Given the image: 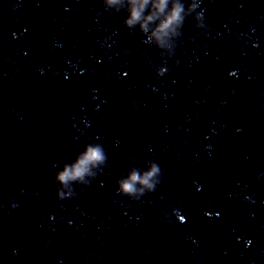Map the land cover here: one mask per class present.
<instances>
[{
	"label": "water",
	"instance_id": "water-1",
	"mask_svg": "<svg viewBox=\"0 0 264 264\" xmlns=\"http://www.w3.org/2000/svg\"><path fill=\"white\" fill-rule=\"evenodd\" d=\"M0 264H264V0L37 8L0 46Z\"/></svg>",
	"mask_w": 264,
	"mask_h": 264
},
{
	"label": "clouds",
	"instance_id": "clouds-1",
	"mask_svg": "<svg viewBox=\"0 0 264 264\" xmlns=\"http://www.w3.org/2000/svg\"><path fill=\"white\" fill-rule=\"evenodd\" d=\"M137 15H138V14H137ZM95 151H96L97 154H98V151H99V150H95ZM75 175H76L77 177L80 176V175H81V170H80V169H77L76 172H75ZM149 175H151V174H149ZM70 178H71V174H69V173L62 174L61 176L58 177V179L61 180V182H64V181H66L67 179H70ZM132 180H133V181H136V180H138V177L134 175V176L132 177ZM143 183H145V184L148 183V177H147V176L145 177ZM122 187H126V188L128 189L129 192H131V191L133 190V185H132L131 183L126 184V185H123Z\"/></svg>",
	"mask_w": 264,
	"mask_h": 264
}]
</instances>
